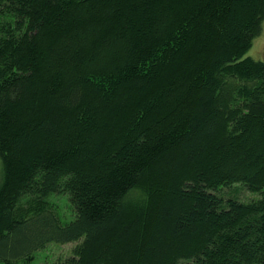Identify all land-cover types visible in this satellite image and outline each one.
I'll return each instance as SVG.
<instances>
[{
  "label": "trees",
  "instance_id": "1",
  "mask_svg": "<svg viewBox=\"0 0 264 264\" xmlns=\"http://www.w3.org/2000/svg\"><path fill=\"white\" fill-rule=\"evenodd\" d=\"M263 23L264 0H0V262L264 264Z\"/></svg>",
  "mask_w": 264,
  "mask_h": 264
},
{
  "label": "rangeland",
  "instance_id": "2",
  "mask_svg": "<svg viewBox=\"0 0 264 264\" xmlns=\"http://www.w3.org/2000/svg\"><path fill=\"white\" fill-rule=\"evenodd\" d=\"M256 61H264V23L262 33L254 40L253 46L247 54ZM2 178V164L0 161V181ZM239 198L245 202L256 201L259 196L239 190ZM47 205L58 215L63 224L70 223L74 214L71 210L67 195H52L46 199ZM81 245V242L68 244H51L49 247L38 252L35 255V260L31 264H74L75 251ZM0 264H3L0 262ZM15 264H25L24 262H17Z\"/></svg>",
  "mask_w": 264,
  "mask_h": 264
}]
</instances>
